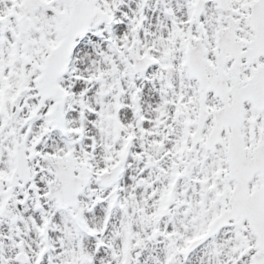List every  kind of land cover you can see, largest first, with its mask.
Instances as JSON below:
<instances>
[{"label":"snow or ice","instance_id":"snow-or-ice-1","mask_svg":"<svg viewBox=\"0 0 264 264\" xmlns=\"http://www.w3.org/2000/svg\"><path fill=\"white\" fill-rule=\"evenodd\" d=\"M0 264H264V0H0Z\"/></svg>","mask_w":264,"mask_h":264}]
</instances>
